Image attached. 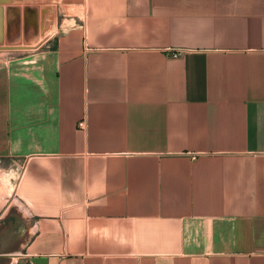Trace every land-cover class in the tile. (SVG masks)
<instances>
[{
	"label": "crops",
	"instance_id": "obj_1",
	"mask_svg": "<svg viewBox=\"0 0 264 264\" xmlns=\"http://www.w3.org/2000/svg\"><path fill=\"white\" fill-rule=\"evenodd\" d=\"M0 172V257L264 264V0H0Z\"/></svg>",
	"mask_w": 264,
	"mask_h": 264
},
{
	"label": "rangeland",
	"instance_id": "obj_2",
	"mask_svg": "<svg viewBox=\"0 0 264 264\" xmlns=\"http://www.w3.org/2000/svg\"><path fill=\"white\" fill-rule=\"evenodd\" d=\"M0 178H2L3 181H5L4 184L0 183V185L2 186V188L0 187V192L5 191L4 194L2 195L0 194V217L8 214L9 212L17 215L18 212L22 211L24 214H26L25 207L20 203H18L17 200H15L14 198V190L16 185L17 174L15 173H11L8 175L5 174V178H4V176H2L0 172ZM25 218L21 219L23 224L30 225L31 222L28 221L29 218L28 219ZM7 247H9V245L1 242L0 252L7 249ZM3 253H7V251ZM0 264H25V263L23 262V260H18L15 257L10 256V254H7V256L0 257Z\"/></svg>",
	"mask_w": 264,
	"mask_h": 264
},
{
	"label": "built area",
	"instance_id": "obj_3",
	"mask_svg": "<svg viewBox=\"0 0 264 264\" xmlns=\"http://www.w3.org/2000/svg\"><path fill=\"white\" fill-rule=\"evenodd\" d=\"M172 55H173L174 57H179V56L182 55V52H175V53H173ZM83 125H84V122H81V123H80V126L83 127Z\"/></svg>",
	"mask_w": 264,
	"mask_h": 264
},
{
	"label": "flooded vegetation",
	"instance_id": "obj_4",
	"mask_svg": "<svg viewBox=\"0 0 264 264\" xmlns=\"http://www.w3.org/2000/svg\"><path fill=\"white\" fill-rule=\"evenodd\" d=\"M10 237V236H9ZM9 237L7 236L6 238H5V240L7 241V239H9ZM1 243V242H0ZM3 243H5V244H7V245H10V243L9 242H3Z\"/></svg>",
	"mask_w": 264,
	"mask_h": 264
},
{
	"label": "bare ground",
	"instance_id": "obj_5",
	"mask_svg": "<svg viewBox=\"0 0 264 264\" xmlns=\"http://www.w3.org/2000/svg\"><path fill=\"white\" fill-rule=\"evenodd\" d=\"M24 8V7H23ZM34 14V13H33ZM35 16V15H34ZM22 19V18H21ZM27 23V22H26ZM36 39H37V37H36ZM5 193V191H1L0 192V194L2 195V194H4Z\"/></svg>",
	"mask_w": 264,
	"mask_h": 264
}]
</instances>
